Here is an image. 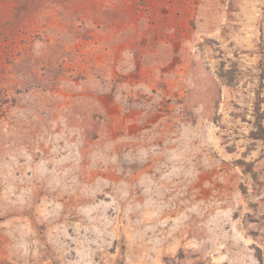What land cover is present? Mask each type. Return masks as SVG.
I'll return each instance as SVG.
<instances>
[{
	"label": "rangeland",
	"instance_id": "1",
	"mask_svg": "<svg viewBox=\"0 0 264 264\" xmlns=\"http://www.w3.org/2000/svg\"><path fill=\"white\" fill-rule=\"evenodd\" d=\"M264 0H0V264H264Z\"/></svg>",
	"mask_w": 264,
	"mask_h": 264
},
{
	"label": "trees",
	"instance_id": "2",
	"mask_svg": "<svg viewBox=\"0 0 264 264\" xmlns=\"http://www.w3.org/2000/svg\"><path fill=\"white\" fill-rule=\"evenodd\" d=\"M261 116L257 115V121H256V126L264 132V127L262 126L261 120H260ZM264 138V136H263Z\"/></svg>",
	"mask_w": 264,
	"mask_h": 264
}]
</instances>
